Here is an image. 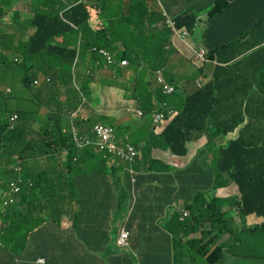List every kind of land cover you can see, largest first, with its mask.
<instances>
[{"label":"trees","instance_id":"obj_1","mask_svg":"<svg viewBox=\"0 0 264 264\" xmlns=\"http://www.w3.org/2000/svg\"><path fill=\"white\" fill-rule=\"evenodd\" d=\"M20 1L0 0L1 19L5 18L8 13L13 12L12 23L3 24L0 19L4 25L0 26V67L5 64L4 56L10 53L11 47H22L24 60L20 65L27 70L22 83L30 91L39 88L40 99L31 110L7 111L0 108V171L3 172L0 175V188L3 189H6L10 180L16 178L14 170L16 164L13 166L11 164L16 156L21 159L22 164H25L23 168L26 170L28 168L27 163L33 159L57 157L61 156L62 153H66L68 161H73L74 158L80 156L81 152H84L79 151L76 154L77 148L73 139V132L69 129L68 124L72 114L80 107L82 99L74 85V83L77 85L75 75L67 66L75 65V61L76 59L79 60L81 52L87 54L90 61V67L79 76L80 89H82L83 95L87 94L91 88L96 72L104 66V62L91 52L92 48L107 49V47L115 46L119 48L114 53L116 58L118 60L127 58L131 67H133L131 68L133 72L130 77L131 86L130 88L128 86V90L132 91L143 114H151L155 109L164 112L161 104L168 97L162 93L159 86L155 88L152 86L153 83L134 79L139 73V62L142 61L148 64L147 69H150L152 73L154 70H161L160 64L166 60V51L163 50L164 48H160V46L164 47L166 45V41L160 39L159 46L157 37L160 32L161 34L168 32L165 29L167 26L164 24L160 12L149 10L146 0H123L125 9L122 11L121 17H108L106 22L101 23L98 30L93 29L89 23L91 15L89 7L96 8V12L99 13L100 1L102 0H98L99 3L96 6L93 5L95 0H67V5L62 4L63 0H33L31 5L32 14L25 18L21 12L14 10ZM69 6L72 7L68 9ZM216 8H222L218 0H210V3L204 5L202 9L196 4L192 9L188 8L185 12L172 17L177 29L185 27L190 32L196 24L198 14L202 10L208 9L207 34L210 33V41L208 47L206 46L208 54L205 57L207 61L216 60L226 65L224 67H214L212 76L206 83L197 85L198 88L183 97L176 115L158 135L151 133L145 140L144 145L135 144L141 152V157L147 155L145 147L152 146H162L174 155H185L187 153L186 143L191 141L194 136H202L209 127H211L213 136L225 137L244 121V114L236 118L231 112L241 109L244 103L243 98L248 93L250 96L253 94V78L261 77L264 83V67L251 69L244 66L241 68V65L246 64L243 60L247 57L253 60V52L259 57L258 51H262L259 49L260 46L264 48V6L244 3L245 17L239 31H234L227 23H222L221 27L213 28L212 17ZM165 10L171 16L169 11ZM158 22H161L162 28L157 32L153 27ZM28 23L31 25L28 26ZM11 26H15L14 33L11 31ZM255 26L261 30L257 36L253 35L256 30ZM30 27H33L34 31H29ZM58 38H62V41L58 42ZM77 42L78 48L76 47ZM83 42L85 45L81 51ZM39 52H44L49 57L45 60L36 61ZM143 52L144 56L141 58ZM222 57L224 59L220 60ZM152 64L158 65L154 67ZM118 70L122 74L121 68H118ZM40 75H43L44 81L40 86H37L34 81L41 79ZM47 78L50 79L48 82L45 80ZM165 83L173 86L169 81H165ZM175 92L176 88L171 95ZM62 94L66 95L65 102L59 100ZM35 96L37 97L36 94ZM239 98L241 99L239 100ZM43 107L50 112L47 114L45 121L51 122L49 127L42 130V135L35 139L32 136L31 121H35L38 117V110ZM221 112L226 115H221ZM14 113L19 115V120L15 128L11 130L9 128V118ZM244 113L246 114V107ZM76 125L81 128V134H87L89 137L94 138L93 130L90 131L91 124L76 120ZM244 139L243 136L238 135L225 144L218 145L217 148H208L216 160L211 165V169L213 174L216 175L215 172L220 171L222 168V173L228 172V182L237 186L240 193L237 206L240 203L243 205L239 215L255 214L264 217V133L262 134V143L253 144L249 142V145H252L255 149L244 144L250 139L247 141H244ZM31 144L35 148H39L38 153H36V150L33 153L27 152V149L33 148ZM85 150L93 153V148ZM99 153L103 156L102 152ZM117 161L120 160L111 159L110 162H107L112 164ZM194 162H197V157ZM24 177L33 180V187L23 184L22 193L20 194L21 201L34 196L36 190L34 184L40 182L39 178L30 177L28 172L24 173ZM60 180L51 184L54 193L47 196L48 203L51 204L53 210H56L61 205L62 200L67 198V196L63 197L61 194L62 184ZM223 183L217 182V185ZM73 184L74 182H71V185ZM46 186L41 189V195H45L44 189ZM205 188L211 189V186L207 184ZM215 188L216 185L213 189ZM33 201L32 199L31 202ZM215 203L218 205H215ZM193 204L194 200L187 206L190 211V218H185L187 214L183 218L181 216V222H178L179 215L174 214L169 221L185 228L189 225V222H199L201 217L205 216L206 221L209 222V229L205 231L200 226L195 228V230L200 231L199 239L187 241L184 246L188 251L202 257L205 263L219 264L224 257V251L219 246L213 249H210V246L212 245V239L222 231L218 230L215 235L213 234L216 219L211 216L214 215L213 207L218 210V213L220 212L222 201L215 198H212V201L208 203L203 201L202 204L205 206L203 212L193 211L194 207L191 206ZM17 209L15 205H9L3 212L5 217L3 220L7 222L11 219L12 221L5 224L6 228L3 230L2 240H0L1 245L4 244L9 247L15 241L18 242L26 238L33 228L24 229L22 227L20 229L18 217H15V215L22 214L25 216V214L23 212L19 213ZM63 215L59 213L58 217ZM262 226H264V223L258 226L254 225L249 229L252 231ZM73 227L76 228L75 222ZM20 232L23 235L14 238V233L19 234ZM211 234L213 236L203 239V237ZM180 242L179 239L178 243ZM11 251L13 252V250Z\"/></svg>","mask_w":264,"mask_h":264},{"label":"crops","instance_id":"obj_2","mask_svg":"<svg viewBox=\"0 0 264 264\" xmlns=\"http://www.w3.org/2000/svg\"><path fill=\"white\" fill-rule=\"evenodd\" d=\"M186 1L188 0H162L160 3L162 8L167 9L173 17L178 13H182L180 10L181 5ZM32 2L33 0H21L14 10L21 12L25 18L32 14ZM246 2L264 6V0H218L222 8H216L212 17V27L218 28L222 26V23H227L234 31H239L245 17L243 5ZM98 3V0H95L93 5L96 6ZM148 3L151 12L156 10L158 12L159 6L155 0L154 2L148 0ZM208 3H210V0H196L195 4H198V7L202 9ZM12 13L10 12L7 15H10L11 18ZM207 18L208 9L202 10L198 14L195 30L189 38L172 35L174 46L170 49L176 48L178 53H186V46L190 48L191 44L198 47H208L210 33L207 34ZM4 22L12 23L13 19L8 20L5 18ZM161 26L155 25L153 28L158 30V27L160 29ZM255 27L256 30L253 35L257 36L261 30L259 27ZM57 40L61 42L62 38ZM253 40L255 41L254 38ZM259 49L262 50L258 51V55L262 60L253 52V60L247 57L243 60L246 64L241 65V68L244 66L251 69L264 67V48L260 46ZM222 59L224 57L220 58V60ZM81 61L82 73L90 67L88 55L82 53ZM206 62L207 64L200 67L201 75L196 79L195 87L187 95L198 88V81L203 85L211 78L212 73L210 76L203 73L209 65H212L213 69L217 66L224 67L226 65L222 63L221 66L216 60ZM139 63L140 67L143 63L145 68H148V64L142 61ZM208 63L210 64L208 65ZM109 68L105 67L98 70L94 76L93 83L95 87L100 83V91L104 89L114 92L116 86L120 85L118 78L115 76L108 78V83H102L104 73ZM183 70L179 68L177 72ZM253 79V94L250 96L248 93L243 98L244 103L241 109L231 112L236 118L244 114V121L225 137L213 136L211 127L207 128L202 136H194L191 141L186 143L187 153L185 155H174L162 146H152L145 147L147 155L144 157H141V152L138 149L139 157L134 164L122 161L109 164L102 154L94 149L93 153L89 150L81 152L80 156L74 158L73 161H68L66 153H63L62 156L47 157L45 162L41 158L29 161L27 167L42 166L48 170V175L52 171L48 168L49 158L53 163L62 161L64 168L61 179L63 183L67 184H62L61 194L63 197L67 196V198H64L61 205L53 210L47 200V196L54 193L51 184L44 189L45 195H41V190H35L34 196L24 201H21V197L18 196L14 205L18 208L19 213L23 212L25 214V216L22 214L15 215V217H18L19 227L20 229L22 227L24 229L33 228L26 238L18 242L15 241L9 247L0 244V264H176L178 261H184L188 254L183 250V247L186 248L184 246L185 242L199 239L200 231L195 230V228L200 226L201 229H206L208 224L199 225L198 222H189V225L183 228L169 220L174 214H178V222H181L183 212L188 214L185 218H190L191 215L187 206L192 203L198 193H205L207 184L211 186L213 192L210 194L211 197L222 201V211L229 210L237 218L233 207L238 200L235 195V193H239L238 188L234 183L228 182V176H224L222 168L220 169L222 174H213L211 165L216 160L208 148H217L218 145H223L238 135L243 136L244 141L250 139L244 142L245 145L251 146L250 148L255 149V147L249 145V142L253 144L262 143V134L264 133V83L261 77H254ZM143 80L149 82L147 77ZM151 83H153V87H158L154 78ZM130 86L129 81V88ZM168 97L164 102V111L177 113L183 99L179 100L175 97L168 99ZM126 102H129V108H126L129 112V139L139 138L143 126L134 121L132 117L135 116L134 110L141 109L130 90L129 101ZM100 105L106 108L107 100L103 99L102 104H97V109L94 108L93 113L101 112ZM85 106H87V103ZM112 107H114L117 114L115 117L120 122L126 120L123 116L125 106L118 103L112 105ZM245 107L246 114L244 113ZM130 108L132 112L129 111ZM82 115H85V113H82ZM221 115L226 114L221 112ZM88 116H79L78 118L86 120ZM249 117L250 119H248ZM116 118L112 120L115 121ZM96 123L91 125V131ZM247 135L249 137L246 138ZM145 140L147 138H142L140 146L141 144L144 145ZM133 145L135 146V144ZM196 157L197 162H194ZM45 163L48 164V167ZM71 182H74V184L71 185ZM217 182L224 183L217 185ZM215 185L216 188L213 189ZM234 185L236 186L235 191L231 190ZM3 190V188H0L1 205L4 197ZM210 195L207 196L208 200H211ZM32 199L33 202H31ZM2 207L4 206L2 205ZM3 212L0 214V240H2L3 230L6 228L5 224L12 221L9 219L5 222ZM59 213L64 215L58 217ZM74 222L76 228L73 227ZM263 222L264 217L252 214L246 219L244 225L246 228H251ZM121 225L130 233L127 240L128 244L125 247L116 245ZM22 235L21 232L19 234L14 233V238ZM174 235H179L180 243L174 240ZM204 238L208 239V236ZM229 240L230 236L227 232L218 233L212 239L210 249L219 246L224 251V257L219 264H240L244 261H257L250 256L230 252L226 247ZM236 248H241V244L236 243ZM176 252L182 255V258L178 261L176 260ZM258 261L260 264H264V258H259Z\"/></svg>","mask_w":264,"mask_h":264},{"label":"rangeland","instance_id":"obj_3","mask_svg":"<svg viewBox=\"0 0 264 264\" xmlns=\"http://www.w3.org/2000/svg\"><path fill=\"white\" fill-rule=\"evenodd\" d=\"M147 4L148 3V0ZM156 3L159 6V2L162 0H155ZM154 2V0H152ZM196 3L195 1L188 0L185 3L181 5L180 10L185 12L188 8L194 7ZM100 9L99 13H97L94 8L89 7L90 12L94 15V17L97 19V17L100 19L101 23L106 22L108 17H114V18H120L122 11L125 9V5L123 3V0H102L100 1ZM149 8V6H148ZM150 10V8H149ZM151 11V10H150ZM157 12V10L155 11ZM158 12L163 13V9L161 7H158ZM1 18V17H0ZM8 20H11L10 15H7L5 17ZM2 18V23L6 24L4 22V19ZM13 19V18H12ZM26 20V19H25ZM0 21V26H4ZM15 23V21H14ZM166 23V22H165ZM14 25V24H13ZM31 24L28 23V26ZM93 26V24L91 23ZM156 25H162L161 22H158ZM24 26L27 28V26L24 24ZM196 24L192 27L191 31H187L185 27L178 28L175 30V32L170 29L165 34L159 33L157 39L158 44L160 39H164L166 41V45L163 50L166 51V60L164 63L160 64L161 70L159 71L161 74L164 72V79L166 81H169L172 83V85L176 88L175 94L172 96H169L168 99H171V97H175L176 99L182 100L185 95H187L191 89L195 87V81L198 79L201 75V68L207 62L203 58V56H207L208 51L205 47H198L194 45H190V48L186 46L187 52L186 53H178L176 51V48H171L174 46V43L172 42V35H178L180 38L184 37H190V34L195 30ZM162 28V26H161ZM160 28V29H161ZM155 30V28H153ZM7 31V30H6ZM11 31L15 32V26H11ZM29 31H34L33 27H30ZM159 31V27L157 32ZM8 32V31H7ZM164 37V38H160ZM20 40V39H19ZM21 41V40H20ZM184 42V41H183ZM23 43V42H21ZM92 43V42H91ZM24 45V44H22ZM85 43L81 45V51L84 48ZM76 47L78 48V42L76 44ZM159 48V47H158ZM107 49L114 54L119 48L115 46L107 47ZM40 54L36 57V61H41L42 59H46L48 54L44 52H39ZM144 56V52L141 53V58ZM5 64L0 67V108L7 110V111H16V110H31L35 107V104L39 102L40 95L38 94L40 92L39 88H34L33 91L28 90L24 84L22 83V79L27 74V70L24 66L20 65L24 60V53L22 50V47H11L10 53L5 54ZM82 52L80 54V58L77 61L76 65L67 66L72 70V72L75 75V80H77V85L74 83L75 87L77 88V91L80 94V97L82 99L81 105L78 108V110L72 114L71 118L69 119V129L72 130L75 129L81 133V128L77 127L76 120L78 121H86L88 124L94 125L96 122H104L107 124H110L114 127L115 135L117 138V141H121L122 139H127L128 142L130 141L133 144H140L142 141V138H148L152 131V124H151V115L150 114H143L142 117L133 116L132 119L136 121L137 123L141 124L143 126V131L141 136L139 138H130L129 139V112L126 110V108H129V81L131 82V73L133 72L131 68V64L126 66L122 70V74L119 73L117 65H114V67H110L107 72L104 73V76L102 78V83L106 82L108 78L116 76L120 82L119 86H116V91L110 92L107 90H101L100 91V83L95 87L94 83L92 82L91 88L89 89L88 93L83 95L81 87V82L79 80V76L82 71ZM127 59V58H126ZM210 62V60L208 61ZM145 63V62H144ZM210 63H208L209 65ZM218 64L222 66V63L218 61ZM158 64H152V66L156 67ZM184 69L181 72H177L178 69ZM103 69V68H102ZM213 70L212 65H209L203 73L207 74L208 76L211 75ZM163 73L161 74V76ZM41 76V84L44 81L43 75ZM147 77L148 81L151 83L153 81L154 75L150 72V69L145 68L144 64L141 63V67L139 69V73L134 77V79L141 80ZM77 78V79H76ZM37 95V97L35 96ZM103 99L107 100V106L104 108L101 106L102 109L100 113L95 112L93 113V109H97V104L99 105L103 103ZM61 102H65L66 95L62 94L59 98ZM126 100V101H124ZM87 103V106L85 104ZM121 104L122 106H125V112L124 117L126 120H123L120 122L119 119H117L115 116L117 115L115 112L114 107L112 105L114 104ZM43 112L46 110L43 108ZM130 112H132V109H129ZM82 113H85V115H89L86 120L82 118H78L79 116H85L82 115ZM116 118L115 121L112 119ZM123 119V118H122ZM91 131V130H90ZM249 137V135L246 136V138ZM31 147L27 149V152L33 153L36 150V153L39 152V148H35L33 144H31ZM63 155V153H62ZM61 155V156H62ZM45 160V158H41ZM49 167L48 164L45 163V165L52 169L51 174L48 175V170L45 169L42 166L39 167H28L26 170L23 168V172L30 175L32 178H39L40 182L35 183L34 189L41 190L46 185L53 184L54 182H57L62 177V170L64 168V163L62 161H56L53 163V161L49 158ZM17 162L16 160L12 161V166L15 165ZM2 171H0V175H2ZM215 174H222L221 171L215 172ZM225 177H227L228 172L223 173ZM47 177V178H46ZM61 184H67L63 183L62 179L60 180ZM235 185L231 188V190H236ZM31 189V188H29ZM212 190L210 188H206L205 193H198L197 196L193 199L194 204L191 205L194 208L192 209L195 212H203L204 211V205L202 204L203 201L205 203H208L212 201L211 197ZM210 195V199L208 200L207 196ZM235 195L238 197L237 201L235 202V205L233 209L235 210L237 214V218L233 216V214L227 210L225 212L222 211V205L220 206V212L218 213V210H216L215 207L212 208V211L214 215H212V218L216 219V226L213 230V234L215 235L218 230L222 231V233H228L230 236V240L227 242V249L230 250L232 253L236 254H242L247 255L252 258H254L255 262L251 261H244L240 262V264H260L258 259L264 258V226L259 227L254 230H250L249 228H246L244 225L246 222V219L250 217L252 214H241L239 215V212L243 209V205L240 203L237 206V203L240 200V194L235 193ZM223 204V203H222ZM215 205H218L215 203ZM5 210L4 207L0 204V213ZM191 210V209H190ZM174 211V209H173ZM223 219V220H220ZM2 220V219H1ZM203 223H207L206 229L202 230H208L209 229V222L206 221L205 216L201 217V220L198 222L199 225H203ZM264 223V222H263ZM208 227V228H207ZM213 236L212 234L208 237ZM175 241L179 242V235H174ZM236 243L241 244V248H236ZM183 250L185 252H188L187 257L184 261H178L182 258L181 253L176 252V260L178 261L176 264H207L205 263L204 259L200 256H198L194 252H190L186 250V248L183 247ZM187 262V263H186Z\"/></svg>","mask_w":264,"mask_h":264},{"label":"built area","instance_id":"obj_4","mask_svg":"<svg viewBox=\"0 0 264 264\" xmlns=\"http://www.w3.org/2000/svg\"><path fill=\"white\" fill-rule=\"evenodd\" d=\"M162 15L165 19L166 24H168L170 20L166 12L164 11ZM93 51L96 52L100 57H102L109 66L117 65L121 68H125L129 65V61L127 59H122L117 62L115 58L111 55V53L105 49L94 48ZM203 58L205 59V61H207L205 56H203ZM161 74L159 73V71L154 70V80L156 84L161 88V91L164 95H171L172 93H174L175 87L166 84L163 75L161 76ZM47 81H49V79H47ZM35 83L39 85L40 81L36 80ZM199 84L200 82L198 81L197 85L199 86ZM136 114L138 117H142L143 115L141 110H138ZM173 116V112H168L167 117H165L162 112H159L157 110L153 111L151 113V121L154 126L153 133H160L164 126ZM93 133L94 138H91L87 134H80L76 130H73V139L79 147L93 148L97 152H102L103 157L108 162H110L111 159L128 162L129 164H134L136 162L138 158L137 148L126 141H119L118 143L113 126L103 122H99L95 124ZM14 170L16 178L10 180L6 186V189L3 190L4 197L2 198L3 200L1 202L4 207L15 204L18 196H20V194L22 193V187L24 185H27L28 187H33V181L31 179H25L24 175H22L23 168L21 160H17V164ZM186 215L187 213L183 212L182 218ZM129 235L130 233L126 230L124 226L121 225L119 228V234L116 240V245L118 247L127 246V240L129 238Z\"/></svg>","mask_w":264,"mask_h":264},{"label":"clouds","instance_id":"obj_5","mask_svg":"<svg viewBox=\"0 0 264 264\" xmlns=\"http://www.w3.org/2000/svg\"><path fill=\"white\" fill-rule=\"evenodd\" d=\"M62 4L63 5H67V0H63L62 1ZM162 4L160 3V5H159V7H161L162 8V6H161ZM72 6H69L68 7V9H70ZM163 9V11H165L166 12V10L164 9V8H162ZM95 10V9H94ZM90 11V10H89ZM96 11V10H95ZM91 13V12H90ZM98 13V12H97ZM166 14H167V16L169 17V23L168 24H166L165 23V19H164V17H163V15H162V13H161V16H162V18H163V20H164V24L167 26L165 29H167L168 31L170 30V29H172V31L173 32H175V30H177V28L175 27V25H174V22H173V18L171 17V16H169L168 15V13L166 12ZM89 23H90V25H91V23L93 24V26L91 25V27L93 28V29H95V30H98L100 27H101V21H100V19L98 18V19H96L95 17H94V15L91 13V15H90V19H89ZM196 23H197V21H196ZM188 31V30H187ZM184 38H188V37H184ZM94 48H97V49H105V50H107L108 52H110L108 49H106V48H99V47H93L92 48V53H94V54H96L97 56H98V58L99 59H101L103 62H104V66H103V68H105V67H114V66H109L107 63H106V61L102 58V57H100L96 52H94L93 51V49ZM111 53V52H110ZM111 55L115 58V60L118 62L119 60L116 58V56H115V54H112L111 53ZM122 60V59H121ZM128 60V59H127ZM129 61V60H128ZM76 62H77V59H76V61H75V65H76ZM74 65V66H75ZM129 65H130V63H129ZM118 68H121V67H119V66H117ZM121 69H124V68H121ZM47 79H49V78H47ZM47 79H45L46 81H47ZM36 80H39V81H41V79H36ZM36 80L34 81V84L35 85H37L35 82H36ZM50 80V79H49ZM155 81V80H154ZM48 82V81H47ZM156 83V82H155ZM40 84H41V82H40ZM40 84L39 85H37V86H40ZM158 86V85H157ZM164 104V105H163ZM165 106V103H162L161 104V107L163 108ZM44 109L46 110L45 112H43V109H39L38 110V117L35 119V121H31V127H32V136H33V138H35V139H38L41 135H42V130L44 129V128H46V127H49V124H50V122H46L45 121V118H46V116H47V114L48 113H50L49 112V110L48 109H46L45 107H44ZM164 110H165V108H163ZM155 110H157V109H155ZM155 110H153V111H155ZM138 110H134V115L135 116H137V114H136V112H137ZM152 111V112H153ZM157 111H159V112H162L164 115H165V117H167V115H168V112H171V111H168L167 112V110L166 111H160V110H157ZM142 112V111H141ZM151 112V113H152ZM174 113V116L176 115V113L175 112H173ZM143 114V113H142ZM151 115V114H150ZM143 116V115H142ZM173 116V117H174ZM172 117V118H173ZM171 118V119H172ZM170 119V120H171ZM18 120H19V115L18 114H16V113H14L13 115H11L10 116V118H9V128L11 129V130H13L14 128H15V126L17 125V123H18ZM169 120V121H170ZM168 121V122H169ZM99 123V122H98ZM151 123H152V121H151ZM97 124V123H96ZM168 124V123H167ZM166 124V125H167ZM110 125V124H109ZM165 125V126H166ZM112 126V125H111ZM164 126V127H165ZM164 129V128H163ZM162 129V130H163ZM73 130H75V129H73ZM73 130H72V132H73ZM153 130H154V126H153V124H152V133H153ZM77 131V130H76ZM78 133H79V131H77ZM81 134V133H80ZM154 134V133H153ZM159 133H157V134H155V135H158ZM121 141H126V142H128L127 140H121ZM128 143H130V142H128ZM131 144V143H130ZM75 145H76V154L79 152V151H85V149H87V148H83V147H79L76 143H75ZM133 145V144H132ZM136 147V146H135ZM137 148V147H136ZM137 150H138V148H137ZM138 157H139V152H138ZM138 159V158H137ZM15 160H16V162H17V160H21L20 158H18L17 156L15 157ZM137 161V160H136ZM17 164V163H16ZM16 166V165H15ZM23 166H24V164H22V168H23ZM15 168V167H14ZM22 175H24V172L22 171Z\"/></svg>","mask_w":264,"mask_h":264}]
</instances>
